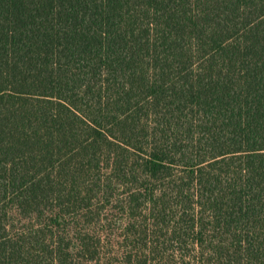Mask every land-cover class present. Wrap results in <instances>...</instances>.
Here are the masks:
<instances>
[{"label": "trees", "instance_id": "trees-1", "mask_svg": "<svg viewBox=\"0 0 264 264\" xmlns=\"http://www.w3.org/2000/svg\"><path fill=\"white\" fill-rule=\"evenodd\" d=\"M0 264H264V0H0Z\"/></svg>", "mask_w": 264, "mask_h": 264}]
</instances>
